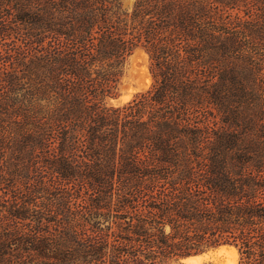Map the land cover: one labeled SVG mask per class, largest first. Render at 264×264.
<instances>
[{"label": "trees", "instance_id": "trees-1", "mask_svg": "<svg viewBox=\"0 0 264 264\" xmlns=\"http://www.w3.org/2000/svg\"><path fill=\"white\" fill-rule=\"evenodd\" d=\"M228 246L264 264V0H0V264Z\"/></svg>", "mask_w": 264, "mask_h": 264}, {"label": "rangeland", "instance_id": "rangeland-1", "mask_svg": "<svg viewBox=\"0 0 264 264\" xmlns=\"http://www.w3.org/2000/svg\"><path fill=\"white\" fill-rule=\"evenodd\" d=\"M123 3L124 5H129L131 0H123ZM151 83L152 77L149 72V60L147 54L142 50H135L127 58L124 76L121 81L120 93L118 97L111 99L110 102L113 105L126 103L138 92L149 88ZM215 250L217 249H210L208 252L205 251L200 253V255L197 254L192 256L196 257L194 261L186 262L184 260L183 262L187 264H238L239 254L236 249V254H232L229 250L221 252Z\"/></svg>", "mask_w": 264, "mask_h": 264}, {"label": "bare ground", "instance_id": "bare-ground-1", "mask_svg": "<svg viewBox=\"0 0 264 264\" xmlns=\"http://www.w3.org/2000/svg\"><path fill=\"white\" fill-rule=\"evenodd\" d=\"M226 250H229L232 254H236L237 253L235 248H233V247H221V248H219V249H217L215 251L221 252V251H226ZM225 253H227V252H225ZM195 258L196 257H189V258L185 259V261L186 262L194 261Z\"/></svg>", "mask_w": 264, "mask_h": 264}]
</instances>
